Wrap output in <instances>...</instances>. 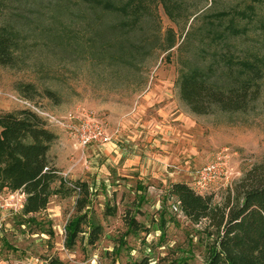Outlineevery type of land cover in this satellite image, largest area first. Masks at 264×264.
<instances>
[{
  "label": "rangeland",
  "instance_id": "obj_1",
  "mask_svg": "<svg viewBox=\"0 0 264 264\" xmlns=\"http://www.w3.org/2000/svg\"><path fill=\"white\" fill-rule=\"evenodd\" d=\"M56 2L0 0V25L12 16L28 25L14 64L0 65V116L29 108L24 101L57 118L93 115L118 153L81 149L64 130L48 126L60 130L50 160L67 181L91 188L88 202L78 212L80 194L52 196L46 209L32 216L35 223L23 222L21 208L0 211V264H135L143 257L150 264H205L216 230L206 220L193 223L178 215L169 189L186 183L212 196L213 206L221 205L254 166L264 163V80L260 98L248 111L207 115L189 111L176 81L181 62L196 58L206 22L249 0H141L145 10L129 35L126 48L132 50L124 62L107 59L81 18L70 21L51 9ZM102 17L107 26L118 20ZM229 44L237 53L263 52L264 32L251 26L246 38H230ZM153 121L165 126L167 135L159 134L154 156L141 154L142 138L131 131H143L141 125ZM222 151L228 155V177L204 189L195 186L196 171ZM21 198L20 192L13 198L11 191L0 190V202L18 200L21 206ZM77 215L102 227L94 245L84 224L75 245L65 246V226ZM130 218L139 229L129 226Z\"/></svg>",
  "mask_w": 264,
  "mask_h": 264
},
{
  "label": "trees",
  "instance_id": "obj_2",
  "mask_svg": "<svg viewBox=\"0 0 264 264\" xmlns=\"http://www.w3.org/2000/svg\"><path fill=\"white\" fill-rule=\"evenodd\" d=\"M57 1L52 4L54 12L74 22L81 18L95 47L107 59L124 62L132 50L130 46L126 48L129 35L145 10L141 0ZM262 12L264 0H249L243 8L215 13L206 22L196 58L181 62L176 81L180 100L191 113L246 112L260 98L264 51L245 49L237 53L229 39L246 38L251 26L264 32ZM96 14L118 20L107 26L103 17ZM17 18L8 17L0 25V65L4 67L14 64L15 52L26 42L28 25ZM47 127L44 119L29 108L0 116V190L21 191L25 195L21 215L26 223H35L32 216L45 210L52 196L65 197L78 190V212L88 202V185L67 181L50 160L49 150L57 137ZM169 193L189 221L206 220L216 230L205 264H264V163L254 166L235 188L233 197L229 195L221 205L213 206L212 196L201 195L186 183L171 184ZM84 224L89 227L88 243L94 245L98 241L102 227L87 222L86 215H77L64 229L67 248H72L84 233ZM128 224L139 229L133 218ZM47 264L61 263L50 260ZM135 264H150V260L143 257Z\"/></svg>",
  "mask_w": 264,
  "mask_h": 264
},
{
  "label": "built area",
  "instance_id": "obj_3",
  "mask_svg": "<svg viewBox=\"0 0 264 264\" xmlns=\"http://www.w3.org/2000/svg\"><path fill=\"white\" fill-rule=\"evenodd\" d=\"M29 109L35 112L38 116L44 119L47 126H54L64 130L81 149H86L92 145H107L112 142L110 134L107 132L106 127L101 121L96 119L93 115H78L75 113H69L65 117L57 118L42 110L35 107L29 106ZM222 151L217 155V157L196 171L193 182L195 186L200 189L206 188L209 184L214 183L216 180L226 179L228 177L227 170V158L228 155ZM78 193V190H76ZM19 196V191L13 193V198ZM19 202L17 204L13 202L8 204L5 202H0V211L5 212L7 210L17 211L19 207ZM173 210L180 216H184L179 208V204L173 206Z\"/></svg>",
  "mask_w": 264,
  "mask_h": 264
},
{
  "label": "crops",
  "instance_id": "obj_4",
  "mask_svg": "<svg viewBox=\"0 0 264 264\" xmlns=\"http://www.w3.org/2000/svg\"><path fill=\"white\" fill-rule=\"evenodd\" d=\"M141 126H145L144 127L145 129L143 128L144 129L143 131L141 129H137V132L134 130V131H131V133L134 135V137L142 138V140L140 141V144L142 146V149L140 150L141 154H151L152 155V153L154 152L152 148L154 146H156V144H157L156 139L159 138V136H160L159 134H162L163 136L167 135V131L164 132L163 129H161V128H165V126H160V124H158L154 121L153 122H145L144 125H141ZM125 128H127V130H129L127 125H125ZM51 132L54 133L56 135V137H58L60 135V130L59 131H51ZM67 136H69V135L67 134ZM69 138H71V137L69 136ZM144 141H147L148 143L144 142ZM94 148L106 149V150H109L113 154L118 153L117 147L115 144H113V142H111L107 145H92V146L88 147L87 149H92V151H93ZM152 156H154V154ZM148 159H149V157L147 158V160ZM147 160H146V158L143 159V161H147ZM90 190H91V188L89 187V192H90ZM19 192L22 194V198H21L22 199L21 200V202H22L21 203V209H22V206H23L24 201H25V195L21 191H19ZM12 193H14V192H12ZM29 217H31V216H29Z\"/></svg>",
  "mask_w": 264,
  "mask_h": 264
}]
</instances>
